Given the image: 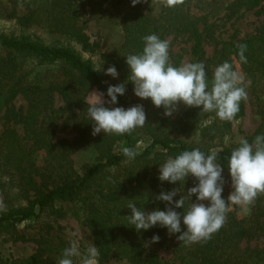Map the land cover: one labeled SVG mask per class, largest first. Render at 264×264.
<instances>
[{
	"label": "trees",
	"instance_id": "1",
	"mask_svg": "<svg viewBox=\"0 0 264 264\" xmlns=\"http://www.w3.org/2000/svg\"><path fill=\"white\" fill-rule=\"evenodd\" d=\"M24 1L29 5L28 12L19 15L13 10L10 19L19 27L38 22L48 33L58 36L47 41L33 33L0 32V120L3 119L0 194L4 196L0 231L11 228L13 240L20 241L27 238L19 234L16 224L27 220L36 222L34 233L28 238L35 243V252L23 258L6 259L0 255V264H59L69 243L57 236L54 222L46 220L44 214L63 217L65 212H61L60 204L66 201L80 205L83 223L93 235L99 252L97 264H108L112 258L128 264H163L158 254L163 244L171 246L172 260L177 264H264V245L260 248L240 245L243 240L264 234V193L256 197L244 216L238 217L229 210L224 225L209 240L190 245L178 241L174 235L169 236L160 227L138 233L127 225L125 217L130 215L126 205L131 198L141 209L151 210L157 206L163 209L165 202L152 200L154 194L175 187L185 194L184 188L187 190L194 184L191 176L184 187L183 182L180 185L160 182L158 162L163 163L165 157L193 148L205 153L218 149V161L226 164L238 143L225 145L223 139L231 132L233 121L243 115L245 99L240 102V110L232 121H221L214 112L201 113L198 108H186L183 104L174 116L166 117L163 109L154 107L150 101L144 110L143 127L123 135L101 132L91 139L98 157L82 174H77L72 165L75 144L66 139H54L59 108L53 105L57 94L69 106L82 109L83 125L92 126L86 95L92 87L105 91L106 76L102 71H95L94 61L84 58L77 47L91 54L98 52L102 64L114 65L127 78L124 56L141 52L144 36L156 34L165 40L172 35L189 43L194 57L191 63L204 62L209 83L217 65L228 61L235 68L234 62L239 64L256 95L259 124L245 136L252 142L257 135L264 134V21L249 37L236 38L233 34L223 39L206 16L191 13L190 6L203 0H183L182 4L171 8L163 6L157 15L140 0L135 6L130 0H102L121 13L124 34L117 51L105 54L96 50L97 43L90 41L79 25L76 0H15L14 6ZM261 1L233 0L226 7V15L230 18L257 6L263 10ZM209 45L212 52L207 54L205 47ZM240 45L246 46V63L240 62ZM18 95L27 100L25 111L12 105ZM106 106L126 108L120 98L117 105ZM14 121L23 124V133L13 126ZM139 133L149 141L141 150L136 146ZM116 141H121L122 146L113 151ZM124 147L138 153L135 160L126 161L122 153ZM227 174L225 167L224 180ZM10 198L27 199V202L8 207ZM154 233L160 236L159 242L146 246L145 241Z\"/></svg>",
	"mask_w": 264,
	"mask_h": 264
},
{
	"label": "clouds",
	"instance_id": "2",
	"mask_svg": "<svg viewBox=\"0 0 264 264\" xmlns=\"http://www.w3.org/2000/svg\"><path fill=\"white\" fill-rule=\"evenodd\" d=\"M135 6L139 0H130ZM183 0H162L166 8L182 4ZM170 41L160 39L156 34L143 37V48L139 53L124 56L128 69L127 80L119 84H109L105 91L92 92L93 97L88 107L89 121L92 122L91 134L123 135L146 123V113L142 104L127 108L117 105L118 97L123 96L126 84L131 82L133 94L141 100L148 99L156 108L163 109V115L171 117L178 104L195 107L201 113H215L221 121H232L240 110V102L247 97L243 86L244 77L233 64L224 61L217 65L209 83L203 61L187 63L174 67L169 63ZM246 46H239L240 62L246 63ZM103 65V64H102ZM95 71L117 78L114 65ZM105 95L108 97L104 99ZM220 150L209 153L199 148L184 150L168 157L158 164L157 179L160 182L179 184L191 176L194 184L184 188L185 194L178 187L154 194V201L165 202L164 208L158 206L151 210L141 209L132 198L126 205L130 215L125 216L127 225L138 233L154 227L166 230L169 236H175L185 245L206 242L220 230L231 206H240L242 211H250V205L256 197L264 193V134L257 135L252 142L241 138L238 146L231 150L226 164L218 161ZM122 153L127 162L135 160L138 153L124 147ZM230 178V192L224 193V169ZM174 199V197H177ZM195 197V200H193ZM188 202L187 207H185ZM180 209L181 211H177ZM2 210V207H0ZM160 236L154 233L148 241L157 243ZM81 256L77 242L73 241L65 248L59 264H74L73 257ZM98 250L93 246L87 256L82 257V264H96Z\"/></svg>",
	"mask_w": 264,
	"mask_h": 264
},
{
	"label": "rangeland",
	"instance_id": "3",
	"mask_svg": "<svg viewBox=\"0 0 264 264\" xmlns=\"http://www.w3.org/2000/svg\"><path fill=\"white\" fill-rule=\"evenodd\" d=\"M142 5L151 11L152 14L157 15L163 8L162 0H140ZM233 0H203L195 6H190L191 13L195 15H204L210 22L216 25V34H219L221 38L226 39L231 35H235L236 38H245L252 35L256 27L264 21V9L259 10V6L254 9L240 11L235 16L228 18L226 15V7ZM79 11L80 20L79 25L83 27L84 32L89 37L90 41L97 43L96 50L101 53L109 54L117 51L123 42L124 34L121 27V13L115 11L112 6L102 0H76ZM15 0H0V32L3 33H33L43 40H55L58 35L48 33L45 28L39 25L38 22L31 24L28 27H19L14 20L10 19L9 15L14 10L19 15H25L29 10L27 2H19L14 6ZM261 5L264 6V0L261 1ZM52 40V41H53ZM170 41L169 44V62L174 67H180L184 64L191 63L194 58L189 50V43L184 39L177 37L173 38L172 35L165 38ZM84 58L90 57L94 61L96 68L102 65L99 53H89L88 51H82L80 47H77ZM205 51L207 54L212 52V46H206ZM235 69L241 73L244 77L243 85L247 93V97L244 100V113L238 119L233 121L232 129L227 134L223 142L227 144H237L241 138H244L250 134L259 124V115L256 111V95L250 86V79L246 77L241 67L237 62H234ZM103 68L108 66L102 65ZM117 69V68H116ZM102 71V70H101ZM103 72V71H102ZM118 76L113 79L112 77L105 75V83L119 84L127 78L122 76V73L117 69ZM104 73V72H103ZM133 85L131 82L126 84V91L123 96H119L118 99H122L126 108L131 106V103L142 104L144 110L150 104V100L136 97L133 94ZM92 92H99L95 87H92L86 95V101L90 104L93 97L90 96ZM106 100V97H104ZM12 105L15 108L22 107L23 111L27 108V100L18 95L12 100ZM53 105L55 108H59V117L57 118V127L54 133V139H66L75 144L76 150L72 154L73 169L77 174H82L89 166H91L98 157V153L95 150L91 134L92 126L86 128L82 120L84 118V112L82 109L66 104L62 98L55 94ZM182 104H178L172 116L176 114ZM2 112L0 113V115ZM3 119L0 120V131L2 130ZM13 126L23 133L24 127L21 122H12ZM98 135V134H97ZM196 140H198L196 138ZM149 143L148 137L145 135H137L136 146L138 149H143ZM122 146L121 141H116L112 149L113 151L120 150ZM215 149V148H212ZM163 157V156H161ZM167 157L164 158V161ZM160 164V162H158ZM159 166V165H158ZM230 178L227 174L224 185L223 195L227 197L230 192ZM4 196L0 194V207H4ZM27 199L18 200L17 198H10L8 207L16 205L26 204ZM62 207L61 212H65L63 217H54L52 214H44L46 220L54 222L56 234L61 240L70 243L77 242L81 256L73 257L74 264H82V257L87 256L88 251L93 246L96 248V242L89 229L84 225L82 218V210L80 205L76 201H66L60 204ZM230 211L235 212L238 217L244 216L246 213L242 211L240 206H231ZM46 212H53L47 210ZM33 226H36L34 220H27L16 224V229L19 234L24 235L27 239L14 241L11 235V228L8 230L0 231V255L6 259L10 258H23L31 255L36 250V245L29 238L34 233ZM241 247L246 248H260L264 245V234H260L252 239L243 240ZM158 254L163 264H177L172 260L171 246L169 244H163L158 248ZM97 264V260H96ZM108 264H128L125 260L110 259Z\"/></svg>",
	"mask_w": 264,
	"mask_h": 264
}]
</instances>
